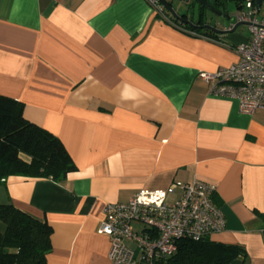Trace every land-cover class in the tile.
I'll return each mask as SVG.
<instances>
[{
	"label": "crops",
	"instance_id": "crops-1",
	"mask_svg": "<svg viewBox=\"0 0 264 264\" xmlns=\"http://www.w3.org/2000/svg\"><path fill=\"white\" fill-rule=\"evenodd\" d=\"M168 3L218 25L195 0ZM233 23L210 34L146 0H0V95L76 166L61 182L11 176L0 187V203L52 228L48 264H111L105 204L194 180L216 188L226 220L210 240L243 248L235 264H264V109L245 115L201 78L238 63L249 34Z\"/></svg>",
	"mask_w": 264,
	"mask_h": 264
},
{
	"label": "built area",
	"instance_id": "built-area-1",
	"mask_svg": "<svg viewBox=\"0 0 264 264\" xmlns=\"http://www.w3.org/2000/svg\"><path fill=\"white\" fill-rule=\"evenodd\" d=\"M146 1L163 14L159 0ZM257 12L255 0H244L232 15L228 30L240 23L249 33L247 41L234 47L238 63L201 74L211 94L236 99L239 111L249 116L264 109V23ZM215 192L213 185L200 180L178 181L166 190H142L125 203H106L98 233L110 239V263L162 264L175 254L178 240L200 241L221 233L226 220L213 202Z\"/></svg>",
	"mask_w": 264,
	"mask_h": 264
},
{
	"label": "trees",
	"instance_id": "trees-1",
	"mask_svg": "<svg viewBox=\"0 0 264 264\" xmlns=\"http://www.w3.org/2000/svg\"><path fill=\"white\" fill-rule=\"evenodd\" d=\"M198 9L201 16L205 9ZM75 170L62 142L25 119L21 103L0 95V187L11 176L61 182ZM259 216L264 221V214ZM0 225V264H48L52 228L47 222L8 202L0 203ZM239 257H245L239 246L182 238L162 264H235Z\"/></svg>",
	"mask_w": 264,
	"mask_h": 264
},
{
	"label": "water",
	"instance_id": "water-1",
	"mask_svg": "<svg viewBox=\"0 0 264 264\" xmlns=\"http://www.w3.org/2000/svg\"><path fill=\"white\" fill-rule=\"evenodd\" d=\"M182 2H188V0H180ZM196 2H198L199 5H201L205 10H207L208 12L212 13L213 15L223 18L225 19L227 22H230L232 17L226 12L223 13L221 10L216 9L210 2L209 0H195ZM244 0H225V7H229L231 2H241ZM159 3L164 7V9H166L168 11V13L177 21H179L180 23L193 28V29H208L209 31H211L212 33L216 34V35H220L223 33H226L227 30H222V29H218L216 27L210 26V25H203V26H196L195 24H193L190 21L187 20H183V15H180L177 13V11L171 6L170 3H168L165 0H159ZM264 5V0H255V7L257 9V11H260V8ZM242 24H237L235 26L234 29H232L231 31H235V29L240 26Z\"/></svg>",
	"mask_w": 264,
	"mask_h": 264
},
{
	"label": "flooded vegetation",
	"instance_id": "flooded-vegetation-1",
	"mask_svg": "<svg viewBox=\"0 0 264 264\" xmlns=\"http://www.w3.org/2000/svg\"><path fill=\"white\" fill-rule=\"evenodd\" d=\"M165 1H167V2H169V0H165ZM189 1L190 0H188V2L186 3L187 5H189ZM209 2L216 8V9H219V10H221L223 13H226L227 12V9H228V7L226 8L225 7V0H209ZM165 10V9H164ZM187 10H188V12L190 13V11H192V9H191V5H189L188 7H187ZM189 13H186V14H180V15H183V20H187V21H190V22H192L193 24H195L196 26H202V25H210V26H213V27H216L217 28V24L216 23H212V22H209V23H205V24H200V23H196V22H193V21H191L190 19H189V17H190V15H189ZM179 14V13H178ZM184 26H186V25H184ZM203 31H205V32H207V33H212L211 31H209L208 29H202Z\"/></svg>",
	"mask_w": 264,
	"mask_h": 264
},
{
	"label": "rangeland",
	"instance_id": "rangeland-1",
	"mask_svg": "<svg viewBox=\"0 0 264 264\" xmlns=\"http://www.w3.org/2000/svg\"><path fill=\"white\" fill-rule=\"evenodd\" d=\"M235 10H236V7H235V3L234 2H231L230 3V5H229V7H228V9H227V13L230 15V16H232L234 13H235ZM215 16V15H214ZM216 17V16H215ZM256 17L261 21V22H263L264 23V5L260 8V11L256 14ZM218 19H216L217 20V22H218V25L217 26H219V27H224L228 22L225 20V19H223V18H219V17H217ZM219 20V21H218ZM239 27H243V28H245L246 29V31H247V33H248V30H247V26H245V25H241V26H239ZM249 34V33H248ZM0 226H2V225H0Z\"/></svg>",
	"mask_w": 264,
	"mask_h": 264
}]
</instances>
